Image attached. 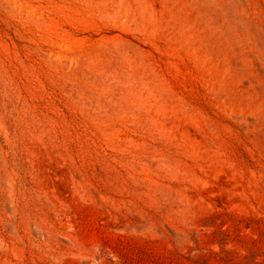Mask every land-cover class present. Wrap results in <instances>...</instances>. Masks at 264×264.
I'll return each mask as SVG.
<instances>
[{"label":"rangeland","instance_id":"1","mask_svg":"<svg viewBox=\"0 0 264 264\" xmlns=\"http://www.w3.org/2000/svg\"><path fill=\"white\" fill-rule=\"evenodd\" d=\"M219 213L264 220V0H0V264H264Z\"/></svg>","mask_w":264,"mask_h":264},{"label":"trees","instance_id":"2","mask_svg":"<svg viewBox=\"0 0 264 264\" xmlns=\"http://www.w3.org/2000/svg\"><path fill=\"white\" fill-rule=\"evenodd\" d=\"M212 218L215 219L214 226L219 228L217 234L221 237V239H224L222 244H228L234 237L238 238L236 240L238 243H240V241H244L245 234L243 233V230L250 229L257 232L261 236L260 239L253 240V256H255L256 253H260L259 251L264 252V220L257 218L249 219L229 213L215 214ZM241 262L242 261L237 262L235 257L230 258V264H240Z\"/></svg>","mask_w":264,"mask_h":264}]
</instances>
